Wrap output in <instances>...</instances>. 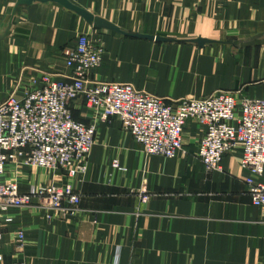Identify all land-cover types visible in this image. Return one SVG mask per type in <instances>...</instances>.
<instances>
[{
    "label": "crops",
    "instance_id": "crops-1",
    "mask_svg": "<svg viewBox=\"0 0 264 264\" xmlns=\"http://www.w3.org/2000/svg\"><path fill=\"white\" fill-rule=\"evenodd\" d=\"M80 35L105 48L93 81L170 101L264 98V0H0V104L43 75L65 80L63 51ZM72 112L92 121L82 98ZM200 139L189 120L179 156H146L113 118L98 126L84 177L9 164L4 178L21 193L71 186L81 203L75 213L13 210L3 264H264V208L252 203L241 151L208 172Z\"/></svg>",
    "mask_w": 264,
    "mask_h": 264
},
{
    "label": "built area",
    "instance_id": "built-area-1",
    "mask_svg": "<svg viewBox=\"0 0 264 264\" xmlns=\"http://www.w3.org/2000/svg\"><path fill=\"white\" fill-rule=\"evenodd\" d=\"M71 74L65 80L46 74L33 80L18 96L0 104V264L3 230L13 223L11 212L32 207L75 213L81 198L71 186L47 185L21 193L5 180L9 164L18 169L64 171L71 179L84 177L96 143L98 126L116 118L123 132L146 156L169 159L183 149L184 128L191 120L201 128L196 156L208 172L221 170L225 155L241 151V166L252 203L264 208V98H237L220 92L208 97L166 100L137 90L130 83L97 82L92 74L103 65L105 48L80 35L63 51ZM82 98L92 121L74 118L72 104ZM113 166L120 169V162ZM21 240L24 231L19 233Z\"/></svg>",
    "mask_w": 264,
    "mask_h": 264
},
{
    "label": "rangeland",
    "instance_id": "rangeland-1",
    "mask_svg": "<svg viewBox=\"0 0 264 264\" xmlns=\"http://www.w3.org/2000/svg\"><path fill=\"white\" fill-rule=\"evenodd\" d=\"M91 158V157H90ZM90 163V162H89ZM35 170H44V169H41V168H36ZM32 171V170H31ZM7 172H8V170H7ZM64 172V171H63ZM66 173V172H65ZM7 174V173H6ZM5 174V175H6ZM67 174V173H66ZM67 176H68V174H67ZM69 177V176H68ZM70 178V177H69ZM71 179V178H70ZM60 187H62V186H60ZM63 188H66V187H63ZM249 192V191H248ZM77 193V192H76ZM79 195V194H78ZM80 196V195H79ZM80 198H81V196H80Z\"/></svg>",
    "mask_w": 264,
    "mask_h": 264
}]
</instances>
